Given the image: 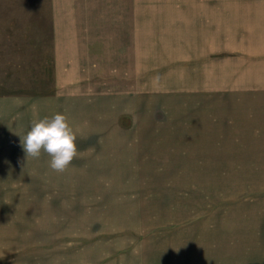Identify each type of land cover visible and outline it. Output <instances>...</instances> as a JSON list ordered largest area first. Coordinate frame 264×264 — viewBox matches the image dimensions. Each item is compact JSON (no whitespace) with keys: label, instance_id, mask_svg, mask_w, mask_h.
<instances>
[{"label":"rangeland","instance_id":"1","mask_svg":"<svg viewBox=\"0 0 264 264\" xmlns=\"http://www.w3.org/2000/svg\"><path fill=\"white\" fill-rule=\"evenodd\" d=\"M260 106L264 0H0V264H263Z\"/></svg>","mask_w":264,"mask_h":264},{"label":"clouds","instance_id":"2","mask_svg":"<svg viewBox=\"0 0 264 264\" xmlns=\"http://www.w3.org/2000/svg\"><path fill=\"white\" fill-rule=\"evenodd\" d=\"M77 132L62 113L51 118L33 120L30 130L21 137L26 158L39 159L43 151L50 157L49 168L57 173L65 172L79 156Z\"/></svg>","mask_w":264,"mask_h":264},{"label":"crops","instance_id":"3","mask_svg":"<svg viewBox=\"0 0 264 264\" xmlns=\"http://www.w3.org/2000/svg\"><path fill=\"white\" fill-rule=\"evenodd\" d=\"M257 86V84L255 83V82H253V81H251V80H249V81H246V82H243V81H241V82H239V83H237L236 81H235V83L233 84V87H232V89L231 90H233L234 91V93H236L237 95L239 94L240 96H244V95H246V94H248L249 92H251V91H255V89H258V88H254L253 86ZM255 86V87H256ZM254 88V89H253ZM255 92H257L258 93V91H255ZM261 93H263V91H260ZM262 106H260V107H254V108H251V112H254L255 114H257L256 116L258 117V119H255V118H253L252 119V117H253V114H250V117H251V119L252 120H254V121H256L257 120V124H260V123H263L262 122V120H264V119H261V117H263L264 116V111L262 110V108H261ZM255 116V115H254ZM259 118H260V120H259ZM253 126H255V125H253ZM263 137V136H262ZM264 264V263H263Z\"/></svg>","mask_w":264,"mask_h":264}]
</instances>
